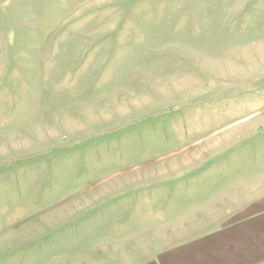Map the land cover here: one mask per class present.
<instances>
[{
  "label": "rangeland",
  "instance_id": "1",
  "mask_svg": "<svg viewBox=\"0 0 264 264\" xmlns=\"http://www.w3.org/2000/svg\"><path fill=\"white\" fill-rule=\"evenodd\" d=\"M0 264H264V0H0Z\"/></svg>",
  "mask_w": 264,
  "mask_h": 264
}]
</instances>
